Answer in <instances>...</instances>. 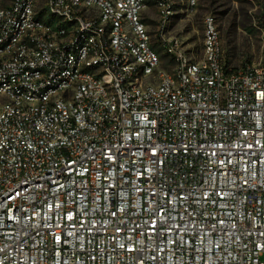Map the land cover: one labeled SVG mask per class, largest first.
Here are the masks:
<instances>
[{
	"label": "built area",
	"instance_id": "1",
	"mask_svg": "<svg viewBox=\"0 0 264 264\" xmlns=\"http://www.w3.org/2000/svg\"><path fill=\"white\" fill-rule=\"evenodd\" d=\"M3 3L0 264H264V65L211 15L166 70L146 0Z\"/></svg>",
	"mask_w": 264,
	"mask_h": 264
},
{
	"label": "rangeland",
	"instance_id": "2",
	"mask_svg": "<svg viewBox=\"0 0 264 264\" xmlns=\"http://www.w3.org/2000/svg\"><path fill=\"white\" fill-rule=\"evenodd\" d=\"M4 5L10 0H3ZM184 0H176L175 13L165 27L153 0H146L141 19L152 48L159 54L162 68L172 70L174 62L161 47L160 37L179 41L190 64L202 58L203 17L211 15L222 37L223 57L230 71L244 66L264 65V0H199L185 10Z\"/></svg>",
	"mask_w": 264,
	"mask_h": 264
}]
</instances>
